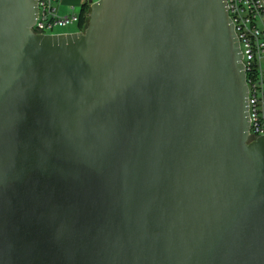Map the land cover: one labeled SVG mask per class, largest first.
I'll return each instance as SVG.
<instances>
[{"label": "water", "instance_id": "95a60500", "mask_svg": "<svg viewBox=\"0 0 264 264\" xmlns=\"http://www.w3.org/2000/svg\"><path fill=\"white\" fill-rule=\"evenodd\" d=\"M0 0V264H264V135L227 0Z\"/></svg>", "mask_w": 264, "mask_h": 264}, {"label": "built area", "instance_id": "2783aa9c", "mask_svg": "<svg viewBox=\"0 0 264 264\" xmlns=\"http://www.w3.org/2000/svg\"><path fill=\"white\" fill-rule=\"evenodd\" d=\"M88 0H85V2ZM61 0H38L39 15L34 31L57 34L58 27L80 23V11L61 14ZM84 3V2H83ZM230 16L240 41L249 89L250 140L264 135V0H227Z\"/></svg>", "mask_w": 264, "mask_h": 264}, {"label": "rangeland", "instance_id": "374dc122", "mask_svg": "<svg viewBox=\"0 0 264 264\" xmlns=\"http://www.w3.org/2000/svg\"><path fill=\"white\" fill-rule=\"evenodd\" d=\"M81 1L83 0H76L75 3L76 5H74V12L78 13L81 9ZM60 6H59V10H60V13L61 14H67V13H70L71 10V6L70 4H68L66 2V0H61V2H59ZM90 12V11H89ZM78 31V26L76 24H70L68 26H65V27H58L55 29L54 32H57V33H63V32H76Z\"/></svg>", "mask_w": 264, "mask_h": 264}, {"label": "trees", "instance_id": "16d2710c", "mask_svg": "<svg viewBox=\"0 0 264 264\" xmlns=\"http://www.w3.org/2000/svg\"><path fill=\"white\" fill-rule=\"evenodd\" d=\"M90 4L86 1L81 5L80 9V28H84L88 21V14L90 13Z\"/></svg>", "mask_w": 264, "mask_h": 264}, {"label": "crops", "instance_id": "0c3cea01", "mask_svg": "<svg viewBox=\"0 0 264 264\" xmlns=\"http://www.w3.org/2000/svg\"><path fill=\"white\" fill-rule=\"evenodd\" d=\"M75 1H76V0H66V2H67L68 4H70V5H72V6L76 5ZM62 2H63V0H62ZM83 2H85V0L81 1L80 4L82 5ZM72 6H71V7H72ZM70 10H71V8H70Z\"/></svg>", "mask_w": 264, "mask_h": 264}]
</instances>
